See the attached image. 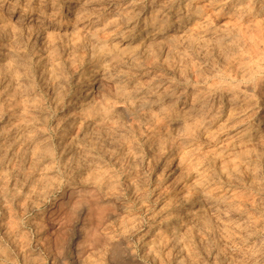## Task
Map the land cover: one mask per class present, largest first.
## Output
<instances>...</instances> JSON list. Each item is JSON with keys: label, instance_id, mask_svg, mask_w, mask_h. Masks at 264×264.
Listing matches in <instances>:
<instances>
[{"label": "rangeland", "instance_id": "rangeland-1", "mask_svg": "<svg viewBox=\"0 0 264 264\" xmlns=\"http://www.w3.org/2000/svg\"><path fill=\"white\" fill-rule=\"evenodd\" d=\"M0 264H264V0H0Z\"/></svg>", "mask_w": 264, "mask_h": 264}, {"label": "bare ground", "instance_id": "bare-ground-1", "mask_svg": "<svg viewBox=\"0 0 264 264\" xmlns=\"http://www.w3.org/2000/svg\"><path fill=\"white\" fill-rule=\"evenodd\" d=\"M184 2V1H183ZM64 3V2H63ZM69 4V3H68ZM131 5V4H130ZM134 6V5H133ZM238 6V5H237ZM162 8V7H161ZM238 8V7H237ZM156 25V24H155ZM92 26V25H91ZM177 26V25H176ZM179 26V25H178ZM87 79V78H86ZM86 81V80H85ZM98 82V81H97ZM93 83H95V82H93ZM83 86V85H82ZM91 89V88H90ZM91 92H92V90H91ZM138 94V93H137ZM83 96V95H82ZM71 101V100H70ZM78 109V108H77ZM197 113V112H196ZM88 120V119H87ZM62 125V124H61ZM193 183V182H192ZM205 198V197H204ZM194 205V204H193ZM206 208V207H205ZM208 208V207H207ZM226 210V209H225ZM192 217V216H191ZM198 221V220H197ZM189 223V222H188ZM187 224V223H186ZM168 227V226H167Z\"/></svg>", "mask_w": 264, "mask_h": 264}]
</instances>
